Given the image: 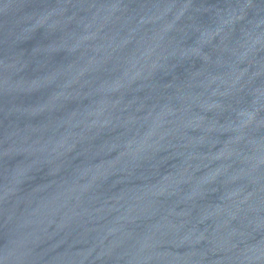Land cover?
Returning a JSON list of instances; mask_svg holds the SVG:
<instances>
[{
    "label": "water",
    "instance_id": "95a60500",
    "mask_svg": "<svg viewBox=\"0 0 264 264\" xmlns=\"http://www.w3.org/2000/svg\"><path fill=\"white\" fill-rule=\"evenodd\" d=\"M0 264H264V0H0Z\"/></svg>",
    "mask_w": 264,
    "mask_h": 264
}]
</instances>
